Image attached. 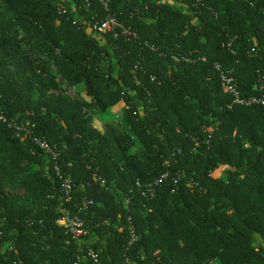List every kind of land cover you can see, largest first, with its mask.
<instances>
[{
  "label": "trees",
  "instance_id": "16d2710c",
  "mask_svg": "<svg viewBox=\"0 0 264 264\" xmlns=\"http://www.w3.org/2000/svg\"><path fill=\"white\" fill-rule=\"evenodd\" d=\"M104 3L0 0V264H264V106L214 66L264 97V0ZM87 199L80 245L57 220Z\"/></svg>",
  "mask_w": 264,
  "mask_h": 264
},
{
  "label": "built area",
  "instance_id": "2783aa9c",
  "mask_svg": "<svg viewBox=\"0 0 264 264\" xmlns=\"http://www.w3.org/2000/svg\"><path fill=\"white\" fill-rule=\"evenodd\" d=\"M100 2L104 3V0H99ZM202 0H197V3H201ZM117 29L120 30L122 34L125 35H132L136 37V33L131 31L129 28H126L121 24L118 19L113 15H108L104 20L101 22H96L93 26V31L99 32V33H105L109 31L116 32ZM219 77L221 81L223 82L224 88L228 93H230L233 97V103L250 107L253 104L261 103L264 106V97L257 99L256 97H249V98H242L239 94L238 88H237V81L236 78L229 74L228 72H225L221 65L219 63L214 64ZM6 116L4 113L0 112V122H6ZM26 134L29 133V131H25ZM18 132L16 131V135L18 136ZM36 145L42 149L45 153L52 154V156L55 158L57 156V153L53 150V148L44 140L35 138L34 139ZM59 172V171H58ZM167 171L163 174H161L158 178H156L153 182H148L145 184H142L141 182L137 181L136 186L140 189L141 193L145 196L152 197L155 194V188L156 186H159L163 179L167 177ZM173 183H177V178L173 179ZM61 190L64 193V201L69 200V191H70V178L66 177L64 178L63 182L61 183ZM93 203L92 199L83 200L81 207L73 214L69 213L67 209H63L62 213L63 215L57 220V223L64 228H66V231L71 235V237L80 245L85 243L84 236L87 234V230L85 229V221L83 217L81 216V211L87 209V207ZM135 240V236L131 234L130 243H132ZM78 261L76 262L81 263L86 258L92 259L96 263L99 262V257L97 253L91 248H88L86 255L83 253L79 255ZM212 263V262H211ZM123 264H134L126 255L124 256Z\"/></svg>",
  "mask_w": 264,
  "mask_h": 264
},
{
  "label": "rangeland",
  "instance_id": "374dc122",
  "mask_svg": "<svg viewBox=\"0 0 264 264\" xmlns=\"http://www.w3.org/2000/svg\"><path fill=\"white\" fill-rule=\"evenodd\" d=\"M58 80H59L60 86L63 87V88H65V94L68 97H70V98H77V99H84V100H89L90 99L89 96L85 95L83 84H80V85H77V86H74V87H69L60 78H58ZM120 105H123V104L120 103V104H116V105L113 106L112 111H111V113L113 114V116L114 115H117V113H118L117 110L119 109ZM94 118H95L94 119L95 120L94 125L98 129H102L104 127V125L107 124V122H105L104 120L100 119L97 116L96 111L94 112ZM110 123H112V122H110ZM252 240H254L253 246L255 248L264 247V240L261 237H258L257 238V235H253Z\"/></svg>",
  "mask_w": 264,
  "mask_h": 264
},
{
  "label": "crops",
  "instance_id": "0c3cea01",
  "mask_svg": "<svg viewBox=\"0 0 264 264\" xmlns=\"http://www.w3.org/2000/svg\"><path fill=\"white\" fill-rule=\"evenodd\" d=\"M255 235H257V234H255ZM258 237H260V236H259V235H257V238H258ZM252 241L254 242V240H252Z\"/></svg>",
  "mask_w": 264,
  "mask_h": 264
}]
</instances>
